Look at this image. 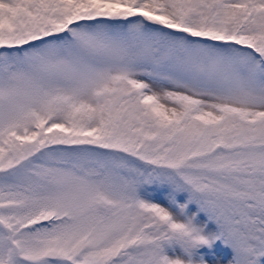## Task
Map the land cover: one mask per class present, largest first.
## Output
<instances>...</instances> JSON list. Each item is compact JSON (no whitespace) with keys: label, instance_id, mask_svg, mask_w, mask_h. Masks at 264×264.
Here are the masks:
<instances>
[{"label":"snow or ice","instance_id":"6c2138e0","mask_svg":"<svg viewBox=\"0 0 264 264\" xmlns=\"http://www.w3.org/2000/svg\"><path fill=\"white\" fill-rule=\"evenodd\" d=\"M0 264H264V0H0Z\"/></svg>","mask_w":264,"mask_h":264}]
</instances>
